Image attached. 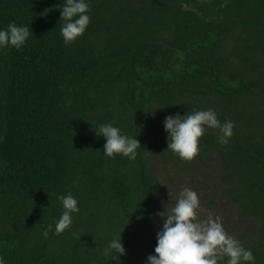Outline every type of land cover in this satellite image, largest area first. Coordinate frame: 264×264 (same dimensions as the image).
<instances>
[{
  "label": "trees",
  "instance_id": "obj_1",
  "mask_svg": "<svg viewBox=\"0 0 264 264\" xmlns=\"http://www.w3.org/2000/svg\"><path fill=\"white\" fill-rule=\"evenodd\" d=\"M89 4V26L66 45L64 0H0V28L31 33L0 48L5 264H146L161 229L152 205L174 206L161 179L210 186L209 209L225 206L237 218L225 230L264 264V0ZM209 108L234 122L229 142L207 128L192 160L167 150L165 117ZM103 123L139 141L135 160L103 154ZM68 193L79 212L57 235ZM120 233L125 254L113 259L105 250Z\"/></svg>",
  "mask_w": 264,
  "mask_h": 264
},
{
  "label": "clouds",
  "instance_id": "obj_2",
  "mask_svg": "<svg viewBox=\"0 0 264 264\" xmlns=\"http://www.w3.org/2000/svg\"><path fill=\"white\" fill-rule=\"evenodd\" d=\"M189 10L187 5H183ZM89 0H64L60 8V19L63 20L61 35L66 45H71L82 36L90 24ZM28 26H18L10 22L6 29L0 28V48H21L30 36ZM168 135L167 150L180 159L190 161L199 154L200 138L207 128L219 130L217 141L226 145L233 135L234 122L223 123L215 110H198L168 115L163 121ZM98 136H103V154L108 157L121 155L135 160L139 141L112 123H103L95 128ZM61 201L63 212L55 222L54 232L59 235L68 229L73 222V214L79 212L78 200L71 194L57 197ZM200 199L197 191L184 188L179 193L175 205L166 214L159 213L164 219L161 229L156 233L154 253L147 257L146 264H255V256L251 249L245 248L240 241L230 235L224 228L219 216L199 219L197 210ZM53 225L49 224L43 236L47 238ZM106 254L124 255L125 248L121 242V233L109 241ZM0 264H5L0 256Z\"/></svg>",
  "mask_w": 264,
  "mask_h": 264
},
{
  "label": "rangeland",
  "instance_id": "obj_3",
  "mask_svg": "<svg viewBox=\"0 0 264 264\" xmlns=\"http://www.w3.org/2000/svg\"><path fill=\"white\" fill-rule=\"evenodd\" d=\"M159 183L161 186H164L163 187L164 189L161 191V193L163 194V191L166 188L164 193L167 194V196L169 197V201L173 203V205H175L179 193L183 188L190 189V187H186L185 185H178V184L168 186L166 179H161ZM211 195H212V190L210 186L199 193L200 208L197 210V215L199 219L206 220L209 216L213 218L219 216L221 218V221L225 222L226 225H228V227H231L232 225H237L236 224L237 218L232 213H230L228 209L225 208V206L223 205L216 206L214 208V211H211L209 209L208 204L210 202ZM163 201H164L163 196H161L152 205L154 211L153 220L158 228H161L163 224V217L159 215V213L165 212L164 214H166V207L163 205ZM248 231H250V229H248Z\"/></svg>",
  "mask_w": 264,
  "mask_h": 264
}]
</instances>
